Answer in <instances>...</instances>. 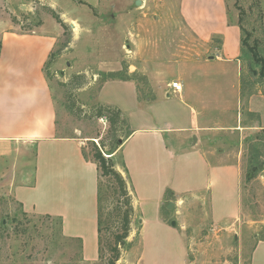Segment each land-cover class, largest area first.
Masks as SVG:
<instances>
[{"label": "crops", "instance_id": "1", "mask_svg": "<svg viewBox=\"0 0 264 264\" xmlns=\"http://www.w3.org/2000/svg\"><path fill=\"white\" fill-rule=\"evenodd\" d=\"M78 2L94 8L101 0ZM180 2L187 37L203 44L217 38V52L150 47L143 52L145 59L140 55L139 70L154 89L143 93L132 78H110L97 93L99 101L119 107L129 120L132 133L115 155L121 159L118 170L124 173L123 164L127 169L134 202H145L154 212L146 218L141 211L143 243L149 224L161 232L153 235L149 264L202 263L196 256L188 259L183 233L162 219L168 196L204 204L214 221H235L241 212L240 166L211 136L221 131H210L232 128L230 112L241 103V28L230 22L225 0ZM51 26L22 30L10 22L0 31V190L24 211L59 218L62 230L80 237L85 250L99 258L100 173L96 162L85 157L81 138L67 134L59 122L46 68L62 31ZM100 66L110 72L121 68L116 61ZM173 81L182 83L181 92L171 87ZM214 107L221 113H210ZM263 246L264 239L253 252L255 264ZM208 259L204 264H227L220 255Z\"/></svg>", "mask_w": 264, "mask_h": 264}, {"label": "rangeland", "instance_id": "2", "mask_svg": "<svg viewBox=\"0 0 264 264\" xmlns=\"http://www.w3.org/2000/svg\"><path fill=\"white\" fill-rule=\"evenodd\" d=\"M140 1L138 5L134 0H101L92 8L78 0H0V31L10 22L19 24L22 30L42 24L51 29L52 23L61 28L62 34L46 72L53 85L63 130L81 138L85 157L92 160L95 145L107 152L114 138L123 139L128 132L122 117L112 121L108 111L98 112L103 102L98 100L97 93L105 80L132 78L145 93L155 88L140 76V55L144 56L145 49L160 46L186 51L183 47L191 46L196 50L209 48L207 54L214 55L219 46L217 38L211 44H203L197 37H187L180 0ZM225 1L230 22L242 26V38L246 40L241 56L242 99L230 112L233 127L210 131H221L211 136L221 141V147L240 166L241 212L235 221H214L204 204L168 196L161 207V217L169 226L172 221L176 222L175 227L183 233L189 247L188 259L196 256L204 264L213 254L220 255L227 264H255L253 252L264 239V0ZM51 9L59 14L67 28L52 16ZM252 49L263 62L254 58ZM114 61L121 64L119 71L100 70L103 63ZM141 82L146 85L140 86ZM253 95L256 98L250 110ZM257 98L259 102H255ZM256 104L260 105L259 109ZM218 110L214 107L210 113L220 114ZM113 159L118 169L119 154H114ZM102 181L107 243L122 234V218L125 210L132 206L129 235L125 246L118 245L120 258L116 264H139L141 258L142 264H149L153 235L159 237L161 232L151 230L149 224L150 232H145L143 243L141 211L146 218H151L154 216L152 208L145 202L138 205L134 202L127 178L130 204L127 198L116 194L112 180L104 177ZM170 202L173 204L169 207ZM93 254L85 250L80 237L69 236L62 230L59 218L24 211L17 201L0 190V264H108L113 255L108 246L102 260ZM254 257L259 264H264V250Z\"/></svg>", "mask_w": 264, "mask_h": 264}, {"label": "trees", "instance_id": "3", "mask_svg": "<svg viewBox=\"0 0 264 264\" xmlns=\"http://www.w3.org/2000/svg\"><path fill=\"white\" fill-rule=\"evenodd\" d=\"M50 13L52 16L64 27L67 28L68 25L61 19L58 13L54 11V9H51ZM241 30L242 26L239 24ZM241 43L242 46L246 45V40L241 38ZM1 47V44H0ZM253 52V49H252ZM254 58L257 61H262L263 59L258 56L256 52L252 53ZM52 57V54H51ZM51 58L49 59L48 65L50 62ZM47 65V66H48ZM262 74L264 75V62H263V67H262ZM100 112L99 114H103V111H108L111 114V120L115 121L116 119H119L122 117V122L126 124L127 127V134L123 139L120 138H114L113 142L111 143L112 146L111 148L105 152L101 147L95 145L94 152H93V158L94 161L96 162L99 173H100V179H99V190H98V251H99V258L102 260L105 255V249L108 246L109 251L113 254L111 258L108 259V264H116L117 260L120 258V249L118 247L119 244H123L125 246L126 244V238L129 235L130 231V219H129V213L132 211V206L130 205L128 210H125L124 216H123V232L122 234H118L114 241L110 243L105 238L104 230L106 229L105 222L103 217V201L105 199V187L104 183L102 181V178L106 177L110 181L112 180L115 183V189H116V194H118L119 197H125L127 198V202L130 204V197L128 195L127 191V182L126 178L124 177L123 173L116 168L115 161L113 159V156L115 152L121 147V145L124 143V141L130 136L132 133V130L130 128L129 120L127 116L121 111V109L117 108L116 106L102 103L101 106L99 107ZM110 155V156H107ZM124 172L127 173V169L125 165L123 164ZM121 210H119L120 212ZM50 216V215H48ZM107 244V245H106Z\"/></svg>", "mask_w": 264, "mask_h": 264}, {"label": "built area", "instance_id": "4", "mask_svg": "<svg viewBox=\"0 0 264 264\" xmlns=\"http://www.w3.org/2000/svg\"><path fill=\"white\" fill-rule=\"evenodd\" d=\"M171 87L174 89L175 92H181L183 89L182 84L178 81L172 82Z\"/></svg>", "mask_w": 264, "mask_h": 264}, {"label": "water", "instance_id": "5", "mask_svg": "<svg viewBox=\"0 0 264 264\" xmlns=\"http://www.w3.org/2000/svg\"><path fill=\"white\" fill-rule=\"evenodd\" d=\"M136 4H141V1L140 0H136ZM173 204V202H170L169 203V207L171 206ZM173 226H175L176 225V222L175 221H172V223H171Z\"/></svg>", "mask_w": 264, "mask_h": 264}, {"label": "bare ground", "instance_id": "6", "mask_svg": "<svg viewBox=\"0 0 264 264\" xmlns=\"http://www.w3.org/2000/svg\"><path fill=\"white\" fill-rule=\"evenodd\" d=\"M74 25H75L74 27L77 28V24L74 23Z\"/></svg>", "mask_w": 264, "mask_h": 264}]
</instances>
